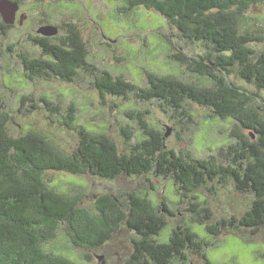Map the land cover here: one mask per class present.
<instances>
[{
  "label": "trees",
  "instance_id": "1",
  "mask_svg": "<svg viewBox=\"0 0 264 264\" xmlns=\"http://www.w3.org/2000/svg\"><path fill=\"white\" fill-rule=\"evenodd\" d=\"M261 3L264 0H126V14L139 7L156 11L184 39L210 46V52L200 60L176 56L197 75L198 82L148 72L147 87H139L108 71L100 73L89 64L86 45L77 31H72L66 49L51 44L48 38L34 39L46 57L20 56L30 80L53 76L73 83L82 70L93 76L102 100L134 95L139 101L166 104L177 115L186 114L187 102L195 103L222 120L237 122L251 138L238 134V140L227 147L224 161L213 156L198 159L190 153L167 149L164 135L150 130L141 115L138 122L146 138L125 154L106 134L78 126L77 110L69 106L64 125L77 131L79 144L76 150L66 153L36 131L12 137L8 129L11 116L0 100V264H76L58 251L47 249L60 229L74 247L98 251L123 228L138 236L132 240L134 251L124 264L185 263L189 251L200 256L203 264H213L205 255L210 244L190 226L177 227L167 242H158L167 220L146 195H101L92 213L82 206L84 189L61 193L48 179L49 172L93 175L103 180L146 175L168 179L188 201L191 222L205 226L212 237L226 230L258 234L264 228V119L255 107L254 95L229 82L227 76L236 72L242 80L264 91V52L257 56L250 47L264 38L244 27L245 14ZM205 81L211 85H205ZM22 100L19 113L38 109L33 104L22 111L28 97ZM41 101L52 114L61 111L46 98ZM123 132L126 144L131 145L132 133ZM227 181L234 183L237 193L252 194L253 203L241 217L211 225L212 211L206 201L198 200L196 192L206 187L213 194ZM162 206L174 216L165 203Z\"/></svg>",
  "mask_w": 264,
  "mask_h": 264
},
{
  "label": "rangeland",
  "instance_id": "2",
  "mask_svg": "<svg viewBox=\"0 0 264 264\" xmlns=\"http://www.w3.org/2000/svg\"><path fill=\"white\" fill-rule=\"evenodd\" d=\"M124 0H73L57 2L56 6L76 11L89 25L84 29L83 42L88 51V62L101 73L108 71L115 77L139 87H147L146 73L173 75L188 82H198L197 75L181 64L176 56L183 54L188 58L200 60L210 52V46L204 42L189 41L183 38L174 27L169 26L162 15L156 11L139 7L131 13L122 10ZM87 6H86V4ZM48 5L55 8L52 4ZM66 12V13H65ZM61 12L60 24H75L68 11ZM43 14H36L35 19L41 22ZM245 29L258 32L264 38V3L251 8L245 14ZM33 35L35 31H33ZM36 36V34L34 35ZM62 32L57 37L63 38ZM13 30L6 36L0 34V100L10 113L8 126L12 137L21 133L36 131L47 137L56 147L66 153L77 149L79 136L64 125L69 106H74L76 124L89 131L104 133L118 146L121 153H129L132 147L146 138L138 119L141 115L150 130L163 135L170 130L165 139L167 149L176 152L190 153L194 158L209 159L213 156L224 161L227 147L238 140V134L251 135L232 119L222 120L210 109L195 103L185 104L186 114H175L166 104L158 101H139L130 95L109 97L102 100L94 87L93 76L79 71L73 83H67L57 77L49 76L30 80L20 56L29 59L45 58L43 50L32 47L27 51L28 42L25 36ZM257 56L264 52V41L250 46ZM229 82L254 95L255 107L264 119V91L242 80L236 72L227 76ZM210 86V81H205ZM25 101L24 111L33 104L38 106L32 113H19L22 98ZM46 98L60 108L58 114H52L41 99ZM127 134L132 133L131 145L126 144ZM230 158V157H229ZM56 189L65 194L84 189L86 196L82 206L89 212H96V200L105 194L121 195L141 193L152 200L166 217L167 227L158 242H167L170 233L177 227L190 226L201 240L210 244L205 255L213 264H264V228L253 236L250 231L226 230L217 237H212L205 226L192 223V214L188 211V201L179 193L171 180L146 175L145 177H122L117 180H103L93 175L72 176L49 172L47 175ZM199 201H206L212 211L211 225H216L232 217L239 218L253 203L252 194H239L232 181L216 188L211 194L205 187L196 192ZM166 205L174 216L165 212ZM123 228L114 239L98 251H89L74 247L63 229L58 231L56 239L47 246L69 257L76 264H124L134 251L133 239L138 236ZM185 263L203 264L198 255L188 252ZM102 257V260H98Z\"/></svg>",
  "mask_w": 264,
  "mask_h": 264
},
{
  "label": "flooded vegetation",
  "instance_id": "3",
  "mask_svg": "<svg viewBox=\"0 0 264 264\" xmlns=\"http://www.w3.org/2000/svg\"><path fill=\"white\" fill-rule=\"evenodd\" d=\"M61 1L66 2L68 0H0V34L6 36L8 32H12L13 30L19 31L20 37L25 36L29 44L27 47L29 53H31L33 45L41 48L34 39L42 40L48 38L51 44H58L60 47L66 49L70 46L72 31H77L79 36L83 38L82 32L84 29H89V25L76 11L60 8L61 5L56 6L57 2L60 3ZM71 1L73 0H69V2ZM46 3L56 7L44 6ZM124 7H126V0L123 1L122 10ZM65 11H68L67 13L71 19H76L75 24L66 22L63 25L58 22V18H62L59 17V14ZM36 14H43L41 22L35 19L34 16ZM45 27H55L58 29V35L63 32L65 36L61 38L57 37L58 35L48 37L39 34V30ZM33 31H35L36 36H34L35 34L33 35ZM27 58L29 57L27 56Z\"/></svg>",
  "mask_w": 264,
  "mask_h": 264
},
{
  "label": "water",
  "instance_id": "4",
  "mask_svg": "<svg viewBox=\"0 0 264 264\" xmlns=\"http://www.w3.org/2000/svg\"><path fill=\"white\" fill-rule=\"evenodd\" d=\"M38 33L41 34V35H43V36L55 37V36L58 35V29L55 28V27H45V28L40 29ZM170 133L171 132L168 129L167 132H166V134L164 135V138H163L164 141H165V139L167 137L170 136ZM98 260L101 261L102 260V257H98Z\"/></svg>",
  "mask_w": 264,
  "mask_h": 264
}]
</instances>
